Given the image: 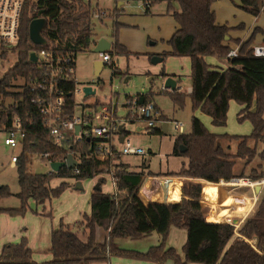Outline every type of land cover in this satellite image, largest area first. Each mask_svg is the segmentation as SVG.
Here are the masks:
<instances>
[{
    "label": "trees",
    "instance_id": "16d2710c",
    "mask_svg": "<svg viewBox=\"0 0 264 264\" xmlns=\"http://www.w3.org/2000/svg\"><path fill=\"white\" fill-rule=\"evenodd\" d=\"M213 1L215 0H166L165 13L171 14L178 26L167 40L171 50L161 55L189 57V96L192 110L199 109L207 114L212 125L224 126L229 101L234 100L241 105L236 118L250 122V133L234 135L211 132L199 118L192 115L190 131L176 134L171 149L172 154L182 155L187 161L177 171L168 174L196 177L209 182L206 185L189 182V192L187 183L183 182L182 191L184 194L188 192L187 200H179L181 194L178 184L169 181L164 201H179L169 205L165 202L149 201L145 190L161 196L162 187L160 185L157 187L159 191H156L148 180L141 191L142 198L149 202L144 204L138 196V190L143 175L152 173L143 171V162L140 170H129L128 165L121 162L117 156L115 161H109L107 170L111 173L119 192L114 196L103 192L101 188L93 187L89 196L90 212L82 213L73 223L60 220L58 226L51 230V259L34 261L26 238L21 237L19 242L5 243L2 246L0 264H90L104 260L107 255L112 254L131 255L156 264H164L167 259L173 260L174 264H264V185L254 212L237 229V232L247 239L254 237L253 245L244 238H233V224L209 220L207 222L200 212L205 209L204 200L210 186L221 182L239 181V177L245 176L243 167L254 157L264 159V150L257 151V143L264 141V59L253 56L250 51L258 29L254 28L243 41L233 38L229 35V30L243 28V23L235 26L216 23L215 12L211 8ZM233 3L249 14L259 13L260 0H240V4ZM95 8L97 6L92 5L90 0H23L16 44L0 50V60L7 59L9 53L15 54L13 64L0 76V127H8L12 118L18 116L25 129L14 166L19 186L16 195L20 206L0 208V211L10 215L23 214L28 199L42 204L59 196L66 188L73 187L75 183L68 179L81 181L102 172L93 153L96 145L94 139L73 140L72 134L68 133L66 135L70 136L69 140L59 143L54 141L43 124L42 115L31 103L41 92L28 86L30 77L38 74L37 62L29 59L31 51L44 49L53 55H69L75 67V53L87 49L93 43L91 10ZM37 17L45 19L41 30L46 40L43 44H34L28 36V24ZM118 24L114 22L113 26ZM229 42L239 44L237 55L234 57L226 56L230 48ZM106 52L115 55L128 53L116 41L111 43ZM206 56L217 58L225 67L212 66L205 60ZM112 69L113 76L121 73L120 69L114 66ZM16 78L22 79L21 87L15 91L10 90L11 81ZM73 86V82L65 85L66 115L74 113V96L71 94ZM136 96L142 97L143 101L152 99L151 92ZM170 96L179 104L183 101L184 92H173ZM7 97L10 98L9 102L5 100ZM161 117L167 119L164 115ZM159 131L152 129V132ZM121 133L126 132L122 130ZM180 146L185 149L180 151ZM65 151L72 152L77 157L78 173L66 166L60 167L56 172L29 173L26 169L25 163L29 155L46 152L53 156ZM237 160L243 164L239 172L234 171ZM261 167L260 171L252 169L251 175L247 177L252 180L264 178V165ZM54 176L65 179L51 186L50 180ZM103 181L102 177L96 179L99 186ZM153 187H156V184ZM9 194L8 187L0 184V198ZM133 196L142 213L151 219L142 215ZM47 215H50V212ZM170 224L187 231L186 241L181 246L183 258L175 248L165 245ZM97 225L108 230L103 242L95 241ZM153 230L161 235V241L145 252L120 249L114 241L119 237L138 238Z\"/></svg>",
    "mask_w": 264,
    "mask_h": 264
},
{
    "label": "rangeland",
    "instance_id": "374dc122",
    "mask_svg": "<svg viewBox=\"0 0 264 264\" xmlns=\"http://www.w3.org/2000/svg\"><path fill=\"white\" fill-rule=\"evenodd\" d=\"M119 0H90L92 5L98 4L103 7L107 12V16L103 17L100 21L99 19L92 18V31L93 39L100 36H106L108 38L113 37V20L111 16V11L114 9L115 3ZM123 2L121 6L124 11L122 17L127 21L138 20V28L141 26L155 31L156 27L154 25V17L144 12V3L148 0H121ZM150 1V10L152 13L162 12L166 7V0H149ZM234 7V6H233ZM237 7V6H236ZM235 8V7H234ZM164 13V12H163ZM219 19L225 20L227 22L239 21L244 22L245 25H249L251 22L252 16L240 9L239 7L235 8L234 11L231 9L221 8L219 11ZM143 22V23H142ZM257 22L262 25L264 29V14L260 12ZM135 24H132V26ZM146 29V30H148ZM259 28H255V30ZM255 37V36H254ZM239 41L243 39L238 38ZM151 40H149L150 42ZM258 42L253 39V43ZM146 44V43H145ZM238 44V43H237ZM142 45L137 43L133 46V50L140 52V47ZM147 46V45H146ZM149 47H154V45ZM134 56H125L123 54L118 55L114 59V66L120 68L121 73L113 76L112 75V65L105 63L98 75L94 76L93 71V62L98 59L97 52L93 51V45H89L87 49L75 53L74 62L75 67L73 71V76L75 81L78 83V86L85 84L90 85L95 89V93L84 96L83 93H78L75 95L77 100L81 99L87 104H92V110L96 111V119L94 123L100 121L98 115L100 114L101 108L104 103H108L111 97L116 99L117 107L116 114L117 116L124 117L126 114V106L124 105L127 97H131L135 94H148L151 92L152 101L155 105L163 111L169 120L168 129L160 130V124L157 122L154 128L159 129V132H152V129H137V127H144V121L138 120L135 122H129L122 119L123 127L126 132V138L129 139L130 143L133 145H139L145 149L143 155H121L120 160L126 162L129 167L133 170L141 168V163L145 164V170H151L152 172H163L167 169L178 168L181 165L182 160H186V157L182 155H174L171 153L172 141L174 136L178 133L176 129L173 128L172 121L180 120L183 122L182 133L190 131V118L192 115H195L201 120L207 130H216L220 131L218 133H229L234 135H244L249 134L251 131V125L248 120L239 121L236 118V113L238 109V103L234 100L229 101L228 110L226 113V123L224 126H214L211 124V119L207 114L202 113L199 109L192 110L191 108V99L189 92H184L182 103H175L170 93L158 90L159 85L161 84L162 77L160 72H165L169 74L173 79L182 86V88L188 89L190 86V60L186 58V61H180L178 57H172L166 55L165 59L162 61L151 64L147 58V55H142L140 53L132 54ZM210 61L209 64L212 66H220L218 59L213 56H208ZM144 61H143V60ZM15 60V54L9 53L7 59L0 60V76L13 64ZM148 71L151 73L149 74ZM154 74V75H152ZM150 76H154V79L149 80ZM22 84L21 78H16L11 81L10 90L20 89ZM6 102L10 101V98L7 97ZM94 105V106H93ZM237 109V111H236ZM212 132V131H211ZM217 133V132H216ZM5 131L0 130V184L6 185L9 189L10 194L8 196L0 198V208H18L20 206V200L17 197L16 193L19 190L17 182V172L14 166L9 165V160L11 155H16L19 151L18 147L11 148L8 145L4 144L3 139L5 137ZM264 147V141L257 143V151L262 150ZM263 160L259 156L254 157L250 163L243 167L242 162L236 161L234 165V171L239 172L243 169L244 175L239 178H248L249 174L251 175L252 169L260 171L263 166ZM102 168V166H100ZM104 169V168H103ZM107 177L110 179V176L99 175ZM97 178L91 177L83 179V188L80 190H67L61 192L57 197H53L49 202V212L50 215L44 216L46 222H51L60 220L64 223H72L73 221H66V216L69 214L71 216V208L76 204L80 203L84 207L86 206L87 201L90 196V192L93 187V182ZM235 179V178H232ZM237 179V178H236ZM61 178L54 176L50 181L51 185H55L60 181ZM251 181H260L261 178ZM107 182V180H106ZM108 183V182H107ZM255 185H264V182H258ZM105 185L104 187L106 188ZM250 189L254 186L247 185ZM226 188L239 189L237 185H225ZM70 189V188H69ZM212 213H215V208L217 212L218 205H211ZM222 211L229 214L230 217L220 218L221 221L229 220L231 221V207H221ZM224 209V210H223ZM70 212L68 213L67 211ZM43 211V204H37L34 200L28 199L26 204V209L23 214H12L9 215L5 211H0V251L6 242L10 243L19 242L21 237L27 235L30 231L36 229L40 231L42 225L41 213ZM81 214L85 211L81 209ZM88 213V212H87ZM226 222V221H224ZM1 228L6 230L9 234L5 237L1 236ZM10 238V239H8ZM135 244V245H134ZM139 245L140 242L136 240H127L123 246L124 249L129 251H140ZM138 246V248H137ZM137 249H136V248ZM111 264L118 261L121 264H156L149 260H142L134 258L131 255H117L112 254L109 258Z\"/></svg>",
    "mask_w": 264,
    "mask_h": 264
},
{
    "label": "crops",
    "instance_id": "0c3cea01",
    "mask_svg": "<svg viewBox=\"0 0 264 264\" xmlns=\"http://www.w3.org/2000/svg\"><path fill=\"white\" fill-rule=\"evenodd\" d=\"M115 4L116 5L114 6V9L111 11V16H112L113 23L116 22L119 24L116 26H113V34H112L113 37L108 38V37L103 36V35L100 37L106 38L110 42V46H111V43L116 41L119 45L122 46V48L124 50H126L128 52V53L123 54L125 56H127V55L134 56L132 54L140 53L142 55H147V58H148L150 63H151L150 58L153 55L162 57V60L165 59L166 56L163 57L161 55V53L169 52L171 50V46L167 43V40L169 39L171 34L175 31V29L178 26L174 17L171 14H166L165 8L163 10H161L162 12L159 11L155 14L152 13L150 10V7H151L150 1L148 0L144 3V12H145V14L155 16L154 17V25L156 27L155 28L156 30L152 31L151 29L145 28L143 26L138 28V25L140 23V22L138 23V20L135 22H134V20L127 21V20H125L124 17H122L125 14L124 11L122 10L121 6H120L123 4V2L121 0H119ZM96 6H97V8H95V9H104L103 7L99 6L98 4H96ZM233 6L235 8H237L236 5L232 2V0H215V1H213L211 4V8L215 12V22L218 24L226 23L228 26H235L238 23H243V28L229 30L230 36H232L233 38H241L243 40H245L250 35V33L252 32V30L254 28L258 27L259 30L256 31L254 40L255 41L262 40L264 38V29H263V27H261L262 25H260L257 22V19H258L260 12L257 15L250 14L252 16V18H251L250 24L247 26L242 21L239 22L238 20L237 21L232 20V22L229 23L225 20L219 19V14H220L219 11L221 8L231 9L232 11H234L235 8ZM98 19L100 21L102 20V18H98ZM132 24H135V25L132 26ZM146 29H148V30H146ZM114 31L116 32L115 34H114ZM100 37H96L93 39V43H92L93 46L95 44V41L97 39H99ZM149 40H151V41L149 42ZM137 43L138 44L140 43L142 45L140 47V52H136L135 50H133V46L136 45ZM229 44H230V46H234L237 43L229 42ZM148 45H150V46L154 45V47L151 48ZM120 54H118V55H120ZM118 55H114L113 58L116 59L118 57ZM169 56L178 57L180 59V61H184V60L186 61V58L189 59V57H187V56H174V55H169ZM205 60L208 62V61H210V58L208 56H206ZM151 64H153V63H151ZM219 65L220 66H217L218 68H224L225 67V64L222 61H219ZM118 69H120V68H118ZM148 73L151 74L149 71H148ZM163 73H165V72L163 71ZM152 75H154V74H152ZM160 75L162 77L161 82L177 83L173 79V77H171L167 73L162 75L160 72ZM148 79L149 80L154 79V76H150ZM189 88H190V92H191V83H190ZM136 95H139V94L132 95L131 97H133V96L135 97ZM237 107L239 109L241 107V105L238 104ZM157 109H159L161 115H164L167 118V116L163 113L161 108L157 107ZM236 111H237V109H236ZM137 129H140V128L137 127ZM167 129H168V124L166 125L165 122L160 125V130L163 131V130H167ZM123 130H124V127H123ZM211 131L217 132V133L220 132V131H216V130H211ZM121 135L126 136V133L121 134ZM121 138H120V140H121ZM172 143H173V141H172ZM262 150H264V147L262 148ZM120 161L123 162L122 160H120ZM186 161L187 160H182L181 165L185 164ZM123 163L127 164L126 162H123ZM262 163L264 165V160ZM38 165L39 164L37 163L36 166L39 167ZM181 165H180V167H181ZM180 167H178L177 169L176 168L167 169L163 172H152L151 170L143 169V171L145 173L147 171H149L152 174L151 175L145 174L142 177V180L140 183L141 186L138 190V196L140 197L142 202L144 204L149 203L148 201H145L141 195L142 187L145 185V183L148 180L151 181L150 185L152 186V189L154 188L156 191H159L158 190L159 186L161 185V187H162L161 196L151 194L149 192V190H145L147 193L149 201L155 202V203H158V201L165 202V203H167L166 205H169L170 203H173V202H178L179 200H181V198L186 199V195L189 192V187H188L189 182L203 183L205 185L207 184V182H209V181H206L204 179L196 178V177H184V176L168 174L170 172L177 171ZM128 169L133 170L129 167V165H128ZM140 169L141 168H139L137 170H140ZM46 170H48L46 168V166L41 165L38 168L37 172H45ZM105 174L109 175L110 179L107 177L99 176V175H105ZM99 175H97V178L98 177L104 178L103 183L100 185L101 190L105 193H108L110 195L115 196L119 192V190L117 189L115 183L113 182V178L111 176V173L107 170V168H104V169H102V172ZM64 179L65 178H61V180H64ZM96 179L93 182V186L96 184ZM106 180L108 183L106 182ZM60 181H58V183ZM68 181H70L71 183H75V184H76V182H78V181L74 182L73 179H68ZM169 181L173 182V183L175 182L178 184V188H179L181 195H180L179 200H177V201H167V200L164 201L167 197V193H168L167 183H169ZM183 182L187 183V188H188L187 194H184L182 191ZM253 182L254 183H252L251 180H247L246 178H242L239 181L221 182V183H217L215 185L210 186L207 190V196L204 200L205 209H204V211H200L204 215L205 220L207 222L209 220L210 222H216V223H228L229 220H224V221H226V222H224V221H221L219 219L225 218V217L229 218L230 215L225 213V211H222V210L219 211V209H222L221 207H224V208L231 207L232 208L231 218H230L231 221L229 223L234 225L235 232H234L233 238H237V237L244 238L252 245L255 242V238L253 237L251 239H247L246 237H244L243 235L238 233L237 229L245 221V219L247 217H249L254 212L257 201H258V199L262 193L263 186L262 185H260V186L255 185V184H257L256 181H253ZM58 183H56L55 185H57ZM79 183L81 184L80 189H82L83 188V180L79 181ZM75 184L73 185V187H69L70 189L69 188L68 189L66 188V189L67 190H80V189H75ZM154 184H156V187H153ZM227 184L237 185V186H239V189H234L231 187L226 188L225 185H227ZM55 185H51V186H55ZM105 185H108V186H106V188H105L104 187ZM247 185L254 186V188L250 189ZM258 186H259V189H256V187H258ZM155 194H157V193H155ZM132 198L135 202L134 196ZM49 202H50V200H47L44 203H42L43 204V211L40 215H41V217H43L42 222H41L43 226L41 227V230L36 231V229H34L33 231H30L29 233H27V235L23 236L26 238L27 245L31 250V258L36 262H42V261L49 260L52 258V254L49 251L50 232L53 228H56L58 226L59 222H56V220H54V222L53 221L49 222V224H48V222H46L44 216H47V213L49 212ZM87 203L88 204H86L85 207L83 205H81L79 202L76 203L71 208V214H70L71 216L69 217V214H67L66 221H69V222L70 221H73V222L77 221L81 216V212H80L81 209H83L86 213L87 212L89 213L90 212L89 199H88ZM135 204H136V202H135ZM211 205H218L219 206V208H217L218 209L217 212H216V208H215L214 209L215 213L211 214V212H212ZM137 207H138V205H137ZM139 210H140V208H139ZM67 212L69 213L70 210ZM140 212L142 213L141 210H140ZM142 215L145 216L143 213H142ZM145 217H147V216H145ZM147 218H150V217H147ZM162 219H163V216H162L161 220ZM107 231H108L107 229H104L101 226H98V225L95 226V241L96 242H103L106 239ZM79 232H80V230H78V233ZM7 234H9V233L6 230H3L1 228V236L6 238ZM82 236H85V235L82 234ZM186 237H187L186 229L181 228V227H177L174 224H170L168 226V234H167L165 245H166V247L175 248L177 253L183 258V252L181 250V246L185 243ZM8 239H10V238H8ZM127 240H136V241L140 242V244L143 243L142 246L139 245V249H141V250L140 251L137 250V252H145L149 247L158 245L160 243L161 235L153 230V231H151V232H149V233H147L141 237H138V238L119 237V238H116L114 241L116 242L117 246L120 249H124L125 246H123V245L125 244V242H127ZM6 243H10V241H8ZM137 248H138V246H137ZM110 256L111 255H107L106 259L100 260V261H93L90 264H111L112 262L109 259ZM113 263L114 264H121L118 261H115ZM135 264H139V263H135ZM140 264H142V263H140ZM164 264H174V263H173V260L167 259L164 262ZM188 264H203V263L189 262Z\"/></svg>",
    "mask_w": 264,
    "mask_h": 264
},
{
    "label": "built area",
    "instance_id": "2783aa9c",
    "mask_svg": "<svg viewBox=\"0 0 264 264\" xmlns=\"http://www.w3.org/2000/svg\"><path fill=\"white\" fill-rule=\"evenodd\" d=\"M23 0H0V50L8 48L16 44L18 38V26L20 12L22 8ZM259 12L264 14V0H260ZM92 18H103L107 16V12L104 9H92ZM239 44L230 46L226 56L234 57L237 55ZM250 51L253 56L261 57L264 59V38L258 42L251 44ZM36 54L38 74L34 77H30L28 86L33 89H37L39 92L31 100L35 109L42 115L43 124L48 129L54 141L57 143L61 141L69 140L70 136L66 135L71 133L73 140H80L87 138L88 140H95V149L93 153L98 160V167L108 168L110 160L115 161V157H121V155H143L145 149L139 145H133L130 143L124 135L122 136L120 125L124 118L129 122H135L138 120L144 121L145 129H153L156 123L160 125L164 122L169 124L168 119H163L159 109H157L155 103L152 100L142 101L139 103V97L133 96L126 99V114L122 118L117 116L116 107L117 102L113 97L108 103H104L98 118L100 121L94 123L96 117V111L92 110V104H87L83 100H77L75 95L82 92V86H78L73 76L74 66L72 64V57L69 55L59 56L53 55L44 49L34 51ZM98 59L105 63L114 66L115 54L109 52H97ZM115 67V66H114ZM68 82H73L74 86L71 94L74 96V113L71 115L64 114L65 111V85ZM88 85V84H85ZM158 90L173 93L188 91L190 88H182L178 83H164L158 87ZM94 106V105H93ZM173 128L182 133L183 122L180 120L172 121ZM79 125V131L75 133V126ZM0 130L5 131V137L3 139L4 144L11 148L18 147L20 150L21 141L25 135V129L22 125V121L18 116L12 118L8 127H0ZM122 137V138H121ZM121 138V140H120ZM19 152V151H18ZM68 153L72 154L76 164L71 167L74 173H78V159L72 152L65 151L62 154L51 155L46 152L29 155L25 166L29 173L37 172L41 165H45L48 170L45 172H56L51 169L49 163L51 161H63ZM18 154V153H17ZM16 155H11L9 165L15 166ZM36 159L39 162L38 166L32 161ZM248 179V178H247ZM114 182V180H113ZM259 182H264V178H261ZM115 183V182H114Z\"/></svg>",
    "mask_w": 264,
    "mask_h": 264
},
{
    "label": "water",
    "instance_id": "95a60500",
    "mask_svg": "<svg viewBox=\"0 0 264 264\" xmlns=\"http://www.w3.org/2000/svg\"><path fill=\"white\" fill-rule=\"evenodd\" d=\"M232 1L237 3V4H240V0H232ZM44 24H45V19L41 18V17L33 18L32 20H30V22L28 24V36H29V39L34 44H43L46 42L45 38L41 34V30H42ZM225 39H227V36L225 37ZM109 48H110V42L106 38L100 37L99 39H97L95 41V44L93 46V51L94 52H104V51L108 50ZM29 59L32 61L36 60V54L34 51H31L29 53ZM161 60H162V57L156 56V55H153L150 58V61L153 64L158 63ZM102 66H103V62L100 59L94 60V62H93V68H94L93 74H94V76L99 74ZM82 92H83V95L86 96V95L95 93V89L92 88L90 85H84V86H82ZM142 101H143L142 97H139V103H141ZM119 129L123 130V126L120 125ZM78 131H79V125H76L75 126V133H77ZM179 148H180V151H183L185 149V147H183V146H180ZM73 164H76V161L72 157V154L68 153L66 155L65 160H63V161H51L49 163V166L51 167V169L53 171H58L59 168L62 166L71 167ZM93 187L95 189L100 188L98 183H96ZM80 188H81V184L78 181L75 184V189H80ZM256 189H259V186L256 187Z\"/></svg>",
    "mask_w": 264,
    "mask_h": 264
},
{
    "label": "bare ground",
    "instance_id": "6f19581e",
    "mask_svg": "<svg viewBox=\"0 0 264 264\" xmlns=\"http://www.w3.org/2000/svg\"><path fill=\"white\" fill-rule=\"evenodd\" d=\"M32 161L35 162L36 164L39 163V162L36 161V159H32ZM241 179H242V178H241ZM246 179H247V178H246ZM247 180H250V179H247ZM258 182H259V181H256V183H258ZM252 183H254V182L252 181Z\"/></svg>",
    "mask_w": 264,
    "mask_h": 264
}]
</instances>
